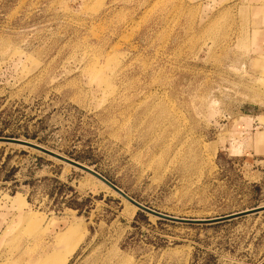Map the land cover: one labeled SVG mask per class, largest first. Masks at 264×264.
<instances>
[{"label": "rangeland", "instance_id": "374dc122", "mask_svg": "<svg viewBox=\"0 0 264 264\" xmlns=\"http://www.w3.org/2000/svg\"><path fill=\"white\" fill-rule=\"evenodd\" d=\"M260 27L264 0H0V138L171 217L263 207ZM132 207L0 144V264H264V212Z\"/></svg>", "mask_w": 264, "mask_h": 264}, {"label": "water", "instance_id": "95a60500", "mask_svg": "<svg viewBox=\"0 0 264 264\" xmlns=\"http://www.w3.org/2000/svg\"><path fill=\"white\" fill-rule=\"evenodd\" d=\"M0 144L14 145V146L21 147V148L31 149V150H34L38 153L46 155V156H48V157H50L56 161H59V162L66 164L70 167H73L74 169H77V170L85 173L86 175L90 176L94 180H96L98 183L103 185L105 188L109 189L112 193H114L115 195L120 197L122 200L127 202L129 205L133 206L138 211H140V212H142V213H144V214H146L152 218L161 220V221H166V222L176 223V224H182V225H215V224H219V223L230 222V221L240 219V218L250 216V215H255V214H258L260 212H264V206H263V207L254 208L251 210H247V211L223 216L220 218H214V219H208V220H189V219H180V218L171 217V216L164 215V214H161L159 212L153 211V210L139 204L138 202L133 200L131 197L126 195L119 188H117L115 185H113L111 182H109L107 179H105L100 174L95 172L94 170H92L86 166H83L79 163H76L74 161H71L65 157H62L56 153H53L52 151H49V150H47L43 147H40L36 144L26 142V141H21L18 139H11V138H0Z\"/></svg>", "mask_w": 264, "mask_h": 264}, {"label": "crops", "instance_id": "0c3cea01", "mask_svg": "<svg viewBox=\"0 0 264 264\" xmlns=\"http://www.w3.org/2000/svg\"><path fill=\"white\" fill-rule=\"evenodd\" d=\"M263 29V30H262ZM257 52L264 58V27L258 30V42L256 45Z\"/></svg>", "mask_w": 264, "mask_h": 264}, {"label": "bare ground", "instance_id": "6f19581e", "mask_svg": "<svg viewBox=\"0 0 264 264\" xmlns=\"http://www.w3.org/2000/svg\"><path fill=\"white\" fill-rule=\"evenodd\" d=\"M66 229H67V231L72 230L73 233H75V232L77 233V231H78V227L75 224H70ZM57 239L60 241V240H62V237L58 236ZM64 263H65V261H64Z\"/></svg>", "mask_w": 264, "mask_h": 264}]
</instances>
